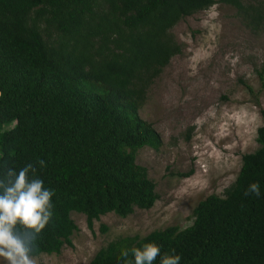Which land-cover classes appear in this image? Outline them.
<instances>
[{"label":"trees","instance_id":"obj_1","mask_svg":"<svg viewBox=\"0 0 264 264\" xmlns=\"http://www.w3.org/2000/svg\"><path fill=\"white\" fill-rule=\"evenodd\" d=\"M214 3L231 6L251 30L263 23L262 0H0V178L31 163L54 193L34 257L71 245V211L91 229L105 213L125 217L152 206L154 183L135 153L161 140L138 109L180 52L170 29ZM259 114L257 147L240 156L223 196L197 201L190 225L118 236L87 264H124L123 250L134 260L131 249L146 243L161 256L179 255L180 264H264V107ZM253 183L261 195L245 196Z\"/></svg>","mask_w":264,"mask_h":264},{"label":"rangeland","instance_id":"obj_2","mask_svg":"<svg viewBox=\"0 0 264 264\" xmlns=\"http://www.w3.org/2000/svg\"><path fill=\"white\" fill-rule=\"evenodd\" d=\"M170 32L180 52L147 87L138 109L161 140L157 149L144 146L135 153V163L154 183L155 201L125 217L105 213L91 229L82 214L71 211L77 227L71 245L58 254L35 256L37 264H87L118 236L190 225L197 201L208 194L223 196L240 156L257 147L264 107V18L259 30H251L231 6L214 3L179 20ZM0 264L7 262L0 258Z\"/></svg>","mask_w":264,"mask_h":264},{"label":"clouds","instance_id":"obj_3","mask_svg":"<svg viewBox=\"0 0 264 264\" xmlns=\"http://www.w3.org/2000/svg\"><path fill=\"white\" fill-rule=\"evenodd\" d=\"M43 167L44 162L38 161ZM29 173L32 177L29 178ZM235 176L231 177L234 182ZM261 195L258 183H253L244 195ZM54 193L44 187L43 181L36 177V168L29 163L19 172L7 168L0 178V258L7 264H37L32 255L34 241L45 229L52 217V196ZM23 231H17V225ZM123 250L124 264H154L160 258V264H180L179 255H163L155 243H146L142 248Z\"/></svg>","mask_w":264,"mask_h":264}]
</instances>
